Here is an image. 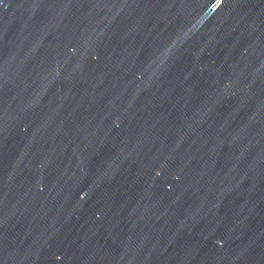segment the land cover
Returning <instances> with one entry per match:
<instances>
[{"label": "water", "instance_id": "water-1", "mask_svg": "<svg viewBox=\"0 0 264 264\" xmlns=\"http://www.w3.org/2000/svg\"><path fill=\"white\" fill-rule=\"evenodd\" d=\"M0 264H264V0H0Z\"/></svg>", "mask_w": 264, "mask_h": 264}]
</instances>
